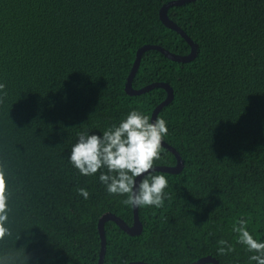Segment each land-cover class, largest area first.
<instances>
[{
  "label": "trees",
  "instance_id": "obj_1",
  "mask_svg": "<svg viewBox=\"0 0 264 264\" xmlns=\"http://www.w3.org/2000/svg\"><path fill=\"white\" fill-rule=\"evenodd\" d=\"M175 0H0V168L6 180L8 234L0 264H98L97 223L111 214L128 227L126 197L109 195L98 171L70 163L77 133L100 135L132 110L151 117L163 89L124 91L145 45L186 56L190 47L162 25ZM167 18L196 46L189 63L147 51L133 89L164 83L173 100L157 118L183 168L168 179L164 206L138 207L135 237L106 222L103 264H249L232 227L264 241V0H197ZM3 93H0L2 96ZM162 148L155 167H174ZM103 171V170H101ZM85 188V200L77 190ZM226 240L235 251L217 252ZM255 264V262H252Z\"/></svg>",
  "mask_w": 264,
  "mask_h": 264
},
{
  "label": "clouds",
  "instance_id": "obj_2",
  "mask_svg": "<svg viewBox=\"0 0 264 264\" xmlns=\"http://www.w3.org/2000/svg\"><path fill=\"white\" fill-rule=\"evenodd\" d=\"M6 85L0 83V101L7 96ZM168 134L167 122L150 117L139 110L130 111L119 124H113L102 134L87 131L77 133L78 140L71 148L69 161L83 176H92L100 171L99 180L109 195L126 197L125 206L161 208L167 199L165 190L168 179L156 174L155 162L161 159L162 141ZM103 170V171H101ZM147 174V175H145ZM138 177H142L136 185ZM87 200L90 193L85 188L77 190ZM6 180L0 168V239L8 234ZM249 220L238 219L232 230L237 233V243L250 253L249 264H264V241L254 237L248 230ZM217 252L226 255L235 251L226 240L218 241Z\"/></svg>",
  "mask_w": 264,
  "mask_h": 264
},
{
  "label": "water",
  "instance_id": "obj_3",
  "mask_svg": "<svg viewBox=\"0 0 264 264\" xmlns=\"http://www.w3.org/2000/svg\"><path fill=\"white\" fill-rule=\"evenodd\" d=\"M196 1L197 0L170 1V2L166 3L159 11V19H160V22L162 23V25H164L165 28L178 33L185 40V42L188 44V46L190 47V53L188 55H186V56L173 55V54L169 53L168 51L164 50L163 48H161L159 46H154V45H145L136 51L135 61L133 63L131 71L127 77V81H126V84L124 87V91L127 94V96H130V97L139 96V95L148 93L149 91L156 89V88L163 89L166 92L165 100L162 103H160L159 105H157L152 111V114L150 117V121H152V122L155 121L160 110L172 102L173 92L170 89V87L164 83H154V84H150L146 87H143L141 89L136 90V89H133V87H132V80H133V78H134V76L138 70V66L140 63L141 56L143 55V53H145L147 51H150V50L157 51L160 54H162L166 59L173 61V62H177V63H189L196 57V51H197L196 46L193 44V42L187 37V35L175 23L171 22L167 18V11L169 8L183 6L185 4L193 3ZM162 148L169 151L175 157L176 165L174 167H155V171L159 172V173H166V174H178V173H180L182 168H183V163H182V160H181L179 154L175 151V149H173L172 147L167 145L164 141H162ZM145 175H147V174H145ZM141 179H142V177L137 178L136 185L139 184ZM132 210H133V222H132V225L130 227H128L119 218H117L111 214H105L99 219V221L97 223V231H98V235H99V239H100V251H99L98 264H103V258H104V254H105L106 237H105V232H104V224L106 222L114 223L122 232H124L125 234H127L130 237H135L141 233L142 226H141V223L139 222V218H138V207H132ZM129 264H147V263L132 262ZM192 264H218V263H217V261H215L211 257H205V258L197 260L196 262H194Z\"/></svg>",
  "mask_w": 264,
  "mask_h": 264
}]
</instances>
